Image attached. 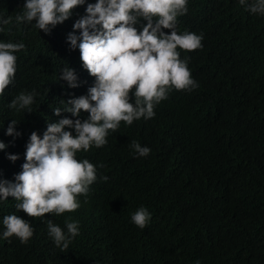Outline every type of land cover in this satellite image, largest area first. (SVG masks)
Segmentation results:
<instances>
[{"label":"trees","instance_id":"trees-1","mask_svg":"<svg viewBox=\"0 0 264 264\" xmlns=\"http://www.w3.org/2000/svg\"><path fill=\"white\" fill-rule=\"evenodd\" d=\"M95 2L85 0L46 34L35 21L16 20L25 0H0V42L25 45L14 53L16 73L0 96V142L6 145L0 180L15 182L33 131L42 137L49 123L88 118L83 110L79 117L56 116L53 108L87 95L95 82L79 49L67 42L74 22ZM254 2L187 0L176 31L202 36V46L177 51L198 87L170 88L154 117L121 121L104 146L76 153L96 166L97 179L77 197L75 211L33 218L18 211L12 197L0 199V264H264V14L247 10ZM65 67L75 71L78 87L59 79ZM33 92L31 112L9 107L20 93ZM130 96L134 104V89ZM11 120L19 136L6 135ZM133 141L150 154L131 156ZM140 207L151 214L143 229L131 220ZM12 214L34 229L26 243L3 237V218ZM49 220L65 233L66 220L78 222L67 249L50 237Z\"/></svg>","mask_w":264,"mask_h":264},{"label":"clouds","instance_id":"clouds-1","mask_svg":"<svg viewBox=\"0 0 264 264\" xmlns=\"http://www.w3.org/2000/svg\"><path fill=\"white\" fill-rule=\"evenodd\" d=\"M85 0H25L24 12L18 14V22L35 21L44 33L69 19L72 10ZM241 5L246 0H240ZM251 13L264 14V0L249 4ZM187 12V0H96L88 3L85 15L73 24V32L67 36L72 49H79L82 66L95 78L87 95L64 101L67 107H55L53 113L62 112L79 117L83 110L88 118L69 119L49 123L42 137L33 131L26 144L25 163L14 177L15 182L0 180V199L12 197L16 208L28 217H42L73 212L79 208L77 197L87 195L89 186L97 179V168L88 160H78L76 153L87 151L94 144L97 148L107 143L109 131L115 132L123 121L131 125L141 117H154V106L167 98L170 88L190 90L198 87L187 67V59L181 60L177 48L193 51L201 47L202 36L194 33L177 34L178 15ZM158 18L154 21L153 18ZM146 23L138 31L137 25ZM2 23H9L3 20ZM99 26V27H98ZM168 29V33L162 31ZM79 30V36L75 34ZM79 41V43H77ZM23 43L0 42V96L12 84L16 73L17 57ZM69 88H76L77 75L65 67L59 76ZM135 103L130 102L133 92ZM35 93H20L9 107L29 109ZM16 120H11L6 135L19 136L14 131ZM65 128L74 129L75 135ZM6 145L0 142V150ZM129 153L146 157L151 149L133 141ZM8 159L15 161L16 155ZM103 167V165H101ZM106 181L108 177H101ZM150 212L140 207L131 216L132 222L143 229L150 220ZM67 233L48 221L50 237L58 247L67 249L70 239L78 235V222L65 221ZM6 230L4 238L15 235L26 243L34 229L16 214L3 218Z\"/></svg>","mask_w":264,"mask_h":264}]
</instances>
